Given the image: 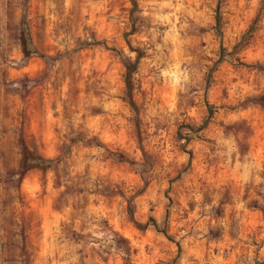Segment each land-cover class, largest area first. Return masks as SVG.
<instances>
[{"label":"rangeland","instance_id":"1","mask_svg":"<svg viewBox=\"0 0 264 264\" xmlns=\"http://www.w3.org/2000/svg\"><path fill=\"white\" fill-rule=\"evenodd\" d=\"M135 4L0 0V264L264 263V0Z\"/></svg>","mask_w":264,"mask_h":264},{"label":"trees","instance_id":"2","mask_svg":"<svg viewBox=\"0 0 264 264\" xmlns=\"http://www.w3.org/2000/svg\"><path fill=\"white\" fill-rule=\"evenodd\" d=\"M133 9H135L136 4L135 0H130ZM218 25V30H219V21H217ZM20 45L22 48V53L24 54L25 57H30L31 55H36L39 56L41 59H43L45 62L49 63L52 61V59L39 55L35 49L31 46L30 38L27 29H23L21 33V38H20ZM140 59V55L137 56L136 60L133 63L127 62L124 64V84H125V90H126V99L129 104V106L134 109V103L132 100V83L131 79L133 76V73H135L136 67H137V61ZM19 145H20V155L21 159L19 162V168L21 170L20 177H22L25 173H27L30 170L33 169H47L55 162L53 161H48L44 160L41 157L37 156L33 152H31L27 146L25 145L24 141L22 138L19 140ZM131 217V216H130ZM264 264V263H262Z\"/></svg>","mask_w":264,"mask_h":264}]
</instances>
